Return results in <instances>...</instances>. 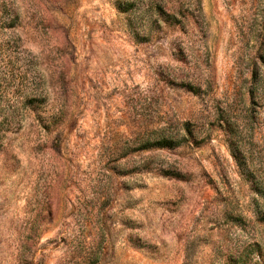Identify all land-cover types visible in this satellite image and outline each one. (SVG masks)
<instances>
[{"label": "rangeland", "instance_id": "rangeland-1", "mask_svg": "<svg viewBox=\"0 0 264 264\" xmlns=\"http://www.w3.org/2000/svg\"><path fill=\"white\" fill-rule=\"evenodd\" d=\"M0 264H264V0H0Z\"/></svg>", "mask_w": 264, "mask_h": 264}]
</instances>
